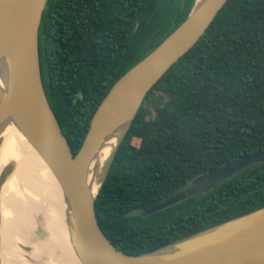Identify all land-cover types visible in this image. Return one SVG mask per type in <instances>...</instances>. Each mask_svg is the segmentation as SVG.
Instances as JSON below:
<instances>
[{
    "label": "trees",
    "instance_id": "obj_1",
    "mask_svg": "<svg viewBox=\"0 0 264 264\" xmlns=\"http://www.w3.org/2000/svg\"><path fill=\"white\" fill-rule=\"evenodd\" d=\"M196 0H49L42 75L73 155L114 84L190 14ZM264 151V0H229L146 96L96 200L129 255L154 251L264 207V162L143 215L205 172Z\"/></svg>",
    "mask_w": 264,
    "mask_h": 264
},
{
    "label": "water",
    "instance_id": "obj_2",
    "mask_svg": "<svg viewBox=\"0 0 264 264\" xmlns=\"http://www.w3.org/2000/svg\"><path fill=\"white\" fill-rule=\"evenodd\" d=\"M48 1L0 0V146L4 134L11 135L6 130L13 128L49 165L62 188L70 245L79 263L264 264V207L139 255H129L110 241L96 211V200L146 96L195 46L229 0L195 1L187 18L114 84L75 156L42 75L40 27ZM259 162H264V151L229 161L142 213L152 214L208 192ZM3 179L4 175L0 197ZM0 264H4L1 244Z\"/></svg>",
    "mask_w": 264,
    "mask_h": 264
},
{
    "label": "bare ground",
    "instance_id": "obj_3",
    "mask_svg": "<svg viewBox=\"0 0 264 264\" xmlns=\"http://www.w3.org/2000/svg\"><path fill=\"white\" fill-rule=\"evenodd\" d=\"M0 146V244L4 264H80L70 245L62 188L46 164L13 129ZM5 131V132H6ZM60 241V249L48 242Z\"/></svg>",
    "mask_w": 264,
    "mask_h": 264
},
{
    "label": "rangeland",
    "instance_id": "obj_4",
    "mask_svg": "<svg viewBox=\"0 0 264 264\" xmlns=\"http://www.w3.org/2000/svg\"><path fill=\"white\" fill-rule=\"evenodd\" d=\"M48 242V246H52L55 250H59L60 249V241H56V242H54V244H52V242H50V241H47ZM52 253L51 252H49L48 254H46V255H44V256H41V258H39V260L37 261L38 263H42V261L44 260V258L45 257H49L50 255H51ZM37 262L36 263H34V264H37Z\"/></svg>",
    "mask_w": 264,
    "mask_h": 264
}]
</instances>
